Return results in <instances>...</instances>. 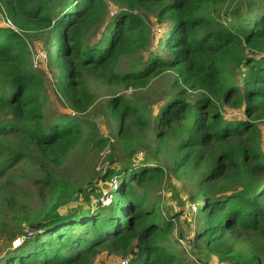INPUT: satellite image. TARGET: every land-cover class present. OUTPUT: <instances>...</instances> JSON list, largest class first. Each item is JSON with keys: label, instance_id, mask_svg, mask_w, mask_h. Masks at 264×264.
Returning a JSON list of instances; mask_svg holds the SVG:
<instances>
[{"label": "trees", "instance_id": "obj_1", "mask_svg": "<svg viewBox=\"0 0 264 264\" xmlns=\"http://www.w3.org/2000/svg\"><path fill=\"white\" fill-rule=\"evenodd\" d=\"M0 13L14 27L0 25V264H94L103 252L187 264L171 242L176 217L153 196L170 176L190 178L201 200L200 252L264 264V0H0ZM45 34L48 46L56 41L54 90L74 116L44 113V73L27 38ZM164 78L154 114L149 89ZM101 91L110 95L100 108L107 138L80 117ZM105 151L108 165L116 151L149 162L76 169ZM95 178L115 179L116 190L96 193Z\"/></svg>", "mask_w": 264, "mask_h": 264}, {"label": "rangeland", "instance_id": "obj_2", "mask_svg": "<svg viewBox=\"0 0 264 264\" xmlns=\"http://www.w3.org/2000/svg\"><path fill=\"white\" fill-rule=\"evenodd\" d=\"M4 22V18H2V14L0 13V25H2ZM155 28V26H153ZM161 30H153V36L155 38V41L152 42L154 49L156 48V40L157 39H163L165 34L167 33V26H162L160 28ZM100 30L96 33V36L98 38L100 34ZM28 45L30 47V57H32L33 53H35L36 50H41L45 53L46 58L43 59L42 62H40L39 66L36 69L42 73H44V83L46 88V105L44 107V113L46 117H58L62 115H70L74 116L75 114L68 108L67 102L64 98L60 97L57 92L54 90L53 87V71L49 67V60L54 56L55 52V37L53 40V45L48 46V35L45 34L40 38H36L33 36H30L27 38ZM33 67V66H32ZM124 70V69H123ZM168 86L166 78L164 79H158L152 82L151 88L149 89V97L147 98L146 105L150 106L148 107V110L152 108L153 113H156V106H154L156 99L158 96L162 95V90L164 87ZM102 93H99L98 98L96 100V103L94 107L85 115H80V117L83 118L88 124L95 126L100 133V135L104 138L109 137L108 134V128L109 124H107V120L102 118L100 114V108L103 105L104 101L110 98V95L104 94V91H101ZM131 93V90H117V95H123V96H129ZM112 96V95H111ZM236 116L232 114L230 111L227 112L226 117L227 118H237ZM87 131V129H85ZM261 149L264 154V124L261 125ZM147 135H152V132L148 131ZM105 152H101L98 155L88 157L86 162H75L76 169H79L82 171V169H90L91 167H94L95 172L100 173L106 170L109 166L111 168H114L115 170H120L124 167H130L132 165L141 164V163H147V159L145 158L142 152H138L135 157L128 160L129 162H126L122 160L123 154L120 151L115 152V158L116 161L113 165H108L105 162ZM86 165V166H85ZM86 173V171H85ZM116 176L112 177L115 178ZM115 180V179H113ZM190 180V181H188ZM24 183V180L22 181ZM113 183V182H112ZM96 190V193H104L109 189L107 182L103 185L102 182H99V179L95 178L92 182ZM91 184V186H92ZM192 181L190 178H176L173 176H170L169 178L164 179L161 186L155 191L154 199L159 201V208H161L160 213L167 216H175V222H174V230L173 235L171 237V242L173 243L174 250L176 252H179L182 254L184 262L186 261L187 264H195L194 261L197 264H229L227 262H220L217 258L211 257L209 255L203 254L200 252L199 249L196 248L198 244L193 243V237L194 232L198 228L197 220L201 217V213H194V211L191 209V205L199 206L201 205V200H199L196 197L195 190L192 186ZM90 186V187H91ZM87 195H90L89 198H91V202H87L86 204H83V206H92L94 203V197L93 193L85 192ZM83 195L82 194L79 197V203H82L83 201ZM118 200L117 194L115 195V200ZM29 206L32 209H35L38 204V199L34 198L32 201H28ZM75 205V204H72ZM61 212H64V209L60 210ZM161 214V215H162ZM162 215V216H163ZM24 230H30L28 227H24ZM182 234L184 236L183 239H179V235ZM6 243H3L0 245V252H3L7 249ZM197 256V257H196ZM200 258V259H199ZM114 256L108 255L107 253L103 252L101 253L94 261V264H110L114 260ZM201 261L203 263H201Z\"/></svg>", "mask_w": 264, "mask_h": 264}, {"label": "built area", "instance_id": "obj_3", "mask_svg": "<svg viewBox=\"0 0 264 264\" xmlns=\"http://www.w3.org/2000/svg\"><path fill=\"white\" fill-rule=\"evenodd\" d=\"M3 25L14 29L13 25L7 19L5 20V18H4ZM45 58H46V55L43 51L36 50L35 53H33L32 57H30L31 65L33 66V68H37L39 66L40 62H42L43 59H45ZM109 183L110 184H108V183L107 184L111 186L112 190H116V188H117L116 180L111 179ZM110 200H111L110 196H108V194L107 195L104 194V197L101 198V203L103 205H108L110 203ZM191 209L194 211V213H196L197 207L195 205H191ZM29 235H30V233H29ZM25 238L26 237L23 236L21 238L14 240L12 242V247L15 248V247L19 246ZM110 264H129V261H128V259L117 258V259H114Z\"/></svg>", "mask_w": 264, "mask_h": 264}]
</instances>
